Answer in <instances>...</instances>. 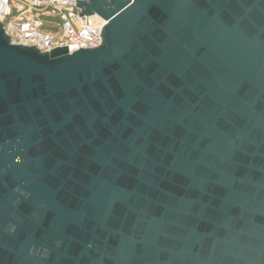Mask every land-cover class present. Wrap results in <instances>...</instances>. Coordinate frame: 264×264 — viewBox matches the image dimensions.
Segmentation results:
<instances>
[{
  "label": "water",
  "instance_id": "obj_1",
  "mask_svg": "<svg viewBox=\"0 0 264 264\" xmlns=\"http://www.w3.org/2000/svg\"><path fill=\"white\" fill-rule=\"evenodd\" d=\"M102 43L0 20V264H264V0H76Z\"/></svg>",
  "mask_w": 264,
  "mask_h": 264
},
{
  "label": "built area",
  "instance_id": "obj_2",
  "mask_svg": "<svg viewBox=\"0 0 264 264\" xmlns=\"http://www.w3.org/2000/svg\"><path fill=\"white\" fill-rule=\"evenodd\" d=\"M76 0H0V20L13 42L49 51L69 44L96 48L102 43L98 14L79 15Z\"/></svg>",
  "mask_w": 264,
  "mask_h": 264
}]
</instances>
